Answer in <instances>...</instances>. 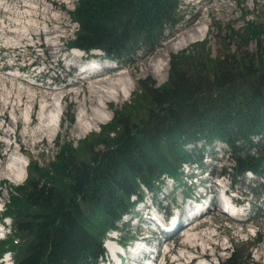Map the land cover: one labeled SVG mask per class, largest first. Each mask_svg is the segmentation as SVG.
Instances as JSON below:
<instances>
[{"label": "trees", "instance_id": "obj_1", "mask_svg": "<svg viewBox=\"0 0 264 264\" xmlns=\"http://www.w3.org/2000/svg\"><path fill=\"white\" fill-rule=\"evenodd\" d=\"M179 5L180 0H75L68 14L77 27L68 45L117 60L150 51L178 22ZM263 28L246 21L241 30L225 29L227 43L214 57L205 40L200 50L194 45L169 56L162 85L149 77L138 80L134 104L112 111L78 147L59 146L45 169L29 161L22 184L7 189L2 214L11 219L3 241L13 264H93L104 231L131 207L129 197H139L142 185L154 187L163 173L176 177L181 163L198 161L214 140L229 147L233 175L264 174ZM248 39L255 41V54L246 49ZM200 141V149L185 150ZM93 210L99 212L95 221L88 215ZM259 241L258 235L254 242ZM242 248L234 247L226 264L248 263Z\"/></svg>", "mask_w": 264, "mask_h": 264}, {"label": "rangeland", "instance_id": "obj_2", "mask_svg": "<svg viewBox=\"0 0 264 264\" xmlns=\"http://www.w3.org/2000/svg\"><path fill=\"white\" fill-rule=\"evenodd\" d=\"M36 4V6H33L32 14L34 17L39 15L37 10L40 12L41 11V17L43 19H46L47 14L44 13V11H47L49 14L47 17V22H44L43 25L47 24L50 36H46L45 38L40 37L34 38L33 41H31L29 38H26L22 42V49L15 50L13 48L9 49L8 44L10 43L11 46L12 44H15L16 34L12 33L14 31V28H19L21 29V26L25 25V23L20 26L17 24V22H14L15 19L21 18L25 13L24 12H19L24 10V9H29L27 7H24V3L21 2V0H7V4H4L3 7L5 10H0V20L4 19H11V22H7L8 27L5 31V33L2 35L1 30H0V118H3L5 128L0 129V140H4V133L6 130L9 129V131H13L9 127L10 123L11 126L14 125L11 122V119L13 117H16L17 120L20 118V113H21V108L15 110V113L11 112L12 106H8L4 109L2 105V98L5 96L6 92L5 90H1V86L6 85L5 88L6 90H10L13 95V97L16 96L15 88H18L20 86L19 81H14L11 78H9L7 75H5L8 71H4V69H7V66H11V64H14L16 67H22L28 65L29 62H34L36 65V70L33 71L34 69H30L29 72L32 74L30 76L36 75L37 73L39 74V78L45 77H56L58 81H62L64 79V68L61 69L62 63H58L55 65V60L56 58H53L57 49H63V46L65 43H68L74 38V31L76 30V24L71 21V18L69 16V12L73 9V4L75 0H33ZM199 1V4L197 3ZM30 2V1H29ZM9 4V5H8ZM13 8L14 12L9 11L11 8ZM1 7V8H3ZM36 7V8H35ZM15 8H18V10ZM23 8V9H22ZM8 10V11H6ZM30 10V11H31ZM44 10V11H43ZM18 11V12H17ZM15 13V14H14ZM17 13V14H16ZM22 14V15H21ZM14 16V17H12ZM193 16L196 20V23H202L204 22L201 27L203 29V34L200 36L199 39L195 40L194 42H191L188 44L186 47L176 51V52H169L164 56V60L159 61L157 58V61L155 62V66L159 70V74L155 75L154 73H144L142 72V68L152 59V57L156 56L159 49L163 47L166 41H168L170 38H172L174 35L178 33L179 27H181L182 22L185 19L190 18ZM33 20L35 25L38 27L42 26L41 20L38 22ZM246 21H252L253 23H264V0H219L215 3L211 2L210 0H180V5H179V20L178 22L169 30H167L163 38L156 44L152 50L150 51H138L136 54L127 57L125 59L119 60L121 62L122 69L121 72H123V80H121L123 86H121L120 92H122V95L118 98L113 96L112 94L114 93L113 91L110 92L111 94V102L108 104V107L105 106L104 104H99L96 102L97 105L95 106H90L88 103L87 105L84 106V109L87 108L88 112L90 111V114L87 113L85 115V119L87 121H83L84 125L82 127L80 121L76 122V118L79 114L84 113L82 109H80L81 102L80 100L83 99V95L79 99L72 98V97H66L64 101L61 102V107H62V114L60 115V123H59V128L55 133H52L50 135H47L48 137H45L44 141L42 144H39L35 147L37 151H39V155H33L34 149L32 146H23L24 150L28 152L29 157H26L23 155L22 157H25L27 161H32V162H37L38 166L42 169L48 168V163L51 162L55 155L57 154L59 150V146H63L65 143H72L78 147V143L81 142L85 137L91 136L93 133L98 132L99 126H101L104 123H107L109 119L112 116V111H122L124 110L126 104H134V92L136 89V83L138 80L141 79H146L150 78L155 86H160L166 81V74H167V68H168V57L171 55H175L177 53H180L182 51H191L192 46L198 45L197 49L200 50L201 46L200 44L205 40L206 46L208 47V50L211 54L212 57L216 56L217 53L219 52V46L226 44V40H223V32L225 29H231L233 31H238L241 30L242 28L245 27V22ZM19 27H17V25ZM16 25V27H15ZM199 27V26H198ZM18 29V30H19ZM204 30H206L204 32ZM216 30L221 31L220 37L216 38L214 35ZM57 36H61V40L58 39ZM53 37V38H51ZM48 38V39H47ZM51 38V39H50ZM51 40V42L49 41ZM60 41L59 44L56 41ZM261 40L264 42V28H263V35L261 36ZM33 43H37L36 45H33ZM40 43L43 45L42 48L39 50L37 45L40 46ZM50 43H56L58 44V48H48V44ZM234 44H239V41H237ZM232 44V45H234ZM31 45L33 47H31ZM234 47V46H233ZM247 51L255 54L256 52V44L254 39H248V44L246 47ZM55 52V53H54ZM159 62L162 66H158ZM165 65V66H164ZM42 68V69H41ZM162 68V69H161ZM42 71V72H41ZM161 71V72H160ZM42 73V74H40ZM44 75V76H43ZM11 83H13L11 85ZM18 85H17V84ZM125 83V84H124ZM47 80L43 81L42 85L43 87L46 88ZM23 89L26 91L28 90H33L36 92H44L46 93L47 91L41 88H32L30 86H26L25 84L21 85ZM66 86V83H63L60 87L64 88ZM28 88V89H27ZM82 89V88H81ZM7 90V91H8ZM110 90V89H109ZM108 90V91H109ZM80 102V103H79ZM38 103V98L35 100L32 108L35 110L31 116V126L30 127H35L37 123V119L34 120L33 117H35V113L37 110V104ZM11 107V108H10ZM100 108L102 111H104L103 117L100 121L97 123H94L92 126L88 125L89 120L91 118H95L94 116V109L95 108ZM109 108V109H108ZM86 111V110H85ZM83 112V113H82ZM12 114V115H11ZM93 115V116H92ZM97 115L99 113L97 112ZM96 115V116H97ZM71 116V121L69 120V117ZM80 117V116H79ZM91 117V118H90ZM21 120H18L17 126V134L15 136V139L18 141L20 140L22 142L21 138V133H22V122ZM9 122V123H8ZM86 122V123H85ZM77 124L78 127L82 128L81 134H74L72 132L73 127ZM0 125H1V120H0ZM86 128V129H85ZM76 135V136H75ZM43 137V135H41ZM38 139H32L30 141V144L32 142L37 141ZM49 140V141H48ZM7 144V143H6ZM202 142L199 143L197 146H201ZM18 145L17 143L15 146L10 150L11 152L16 150ZM197 148V147H196ZM210 147L209 145L205 147L203 156H209L210 152ZM185 149L192 151L191 146L185 147ZM6 152V146H4V143H0V166L1 163L8 157H4L3 153ZM82 149H79L76 152V155L78 157H82ZM213 155L218 159L221 158V155L213 153ZM217 155V156H216ZM227 156V155H226ZM226 156L221 158L220 164H218V169L222 171V168H225V172L229 173L230 172V165L227 162H225ZM21 157V156H20ZM21 157V158H22ZM224 160V161H223ZM222 165V166H220ZM29 173L31 175L36 174L34 170L30 169ZM230 176H225L223 183L230 185V188L236 191H246L247 190V185L250 184L248 180H244L243 177L239 179L235 185H232L230 183ZM22 184V183H20ZM19 184V185H20ZM10 186H15L14 184L8 182L7 180H1L0 181V203H7L8 201V194H7V189ZM261 189V188H260ZM260 189H256V192H260ZM167 191V189L165 188ZM164 190V191H165ZM165 191V192H166ZM179 190L176 191V198L179 200L178 196ZM164 195V193H162ZM253 194V192H252ZM257 193L256 195H258ZM256 195L253 197L252 195H245L244 198L247 199L248 204L250 206L252 205L253 202L256 201ZM162 195L160 194L157 198H160ZM173 195H170L168 197L169 200L167 202H163V205L165 203H171L172 202V197ZM241 196V195H240ZM243 197V196H241ZM157 203H159L157 201ZM262 205V203H259ZM217 214V215H216ZM219 212H212L209 216H207L205 219L201 220L198 225L193 228V231H191L194 235L191 237H185L184 235H180L177 238L174 239V243L177 245L176 249V255L178 256L179 254L183 253L184 257L183 259L185 261H188L189 259L191 260V264H197L199 261H204L207 260L206 262L208 264H215L218 260L219 264H226V258L231 253V248L234 247H240L242 248V253L244 254L247 252L249 254V262L248 263H243V264H250V263H255L259 264L261 262H264V217L262 218L261 216L258 217L257 219L253 220L252 223L246 222L243 224H238L235 222H230L226 220L225 217L219 215ZM89 218L92 221H95L97 217L99 216L98 210H93L89 214ZM4 215H1V217ZM219 216L221 218H219ZM213 218V219H212ZM7 220V219H5ZM208 224V222H210ZM224 221V222H223ZM226 222V223H225ZM201 228V229H200ZM204 228V229H202ZM210 229V230H209ZM252 230L257 231L258 234L260 235V241L258 243L254 242L253 238V233ZM204 230V231H203ZM207 230V232H206ZM195 231V233H194ZM201 231V232H200ZM242 231V232H241ZM5 232L8 233L7 229H5ZM206 233V234H205ZM252 233V234H251ZM198 234V236H197ZM201 237V238H200ZM199 238V239H198ZM192 239V240H191ZM224 240H228L230 243L231 241V247H227L226 243ZM184 243V244H183ZM7 246V242L1 241L0 242V250H4L5 247ZM223 248H227L225 250H222ZM185 249V250H184ZM215 253L217 256L220 258H213L211 257H206L210 253ZM222 254V255H221ZM194 257V258H192ZM176 258V257H175ZM192 258V259H191ZM180 259V258H178ZM181 260V259H180ZM180 264V262L176 263Z\"/></svg>", "mask_w": 264, "mask_h": 264}, {"label": "bare ground", "instance_id": "obj_3", "mask_svg": "<svg viewBox=\"0 0 264 264\" xmlns=\"http://www.w3.org/2000/svg\"><path fill=\"white\" fill-rule=\"evenodd\" d=\"M210 1L215 3V2H217L219 0H210ZM21 2L24 3V7L30 8V10L33 8V6H36V4H35V2L33 0H21ZM4 4H7V0H0V10H3V11L5 10V8L3 7ZM1 7H3V8H1ZM16 9L18 10V8H15V10ZM30 10L29 9H24L22 11L19 10V12H24L25 13V11H26V13L23 16H21L20 19L19 18L15 19L14 22H17V24L19 26H20V24L22 25V23L23 24L25 23V25L21 26V29H19L20 27L16 24L17 27H19V28H16V29L14 28V31L12 33L16 34V38L17 39L15 40V44H12L13 46L10 45L8 47L9 49H11V48H13L15 50L22 49V47H23L22 46V42L26 38H29L31 41H33L35 37L40 39V37L45 38L48 35L50 36V34H48L49 29H48L47 24L43 25L44 22H47V17H49L48 16L49 14L47 13V11L43 10L44 13L47 14L46 19H43L41 17V15H40L41 11L39 12L37 10L39 15L38 16L36 15L34 17L30 13L32 12V10H35V9H32L31 11ZM6 11H8V10H6ZM9 11H12V13L14 12L13 8H11ZM9 11H8V13H9ZM12 17H14V16H12ZM34 18H35V20L37 22L39 20H41L43 29L41 28V26L37 27L35 25V23L33 22ZM11 21L12 20L10 18L9 19L8 18L4 19L3 21L0 20V30H1V34L2 35L5 33V31H7L6 30L7 28H10V26L8 27L7 24L9 22H11ZM203 24H205V23L204 22L196 23V20H195V18L193 16H191L188 19H185L182 22L181 27H179L178 33L176 35H174L172 38H170L168 41L165 42L163 47L159 49L157 55L152 57V59L142 68V72H144V73H154L155 75H158L159 74V70L155 66V62L157 61V59L159 61H162V60H164V56L167 53L176 52V51L186 47L191 42H194L195 40L199 39L200 36H202V34H203V29L201 27ZM16 25H15V27H16ZM205 31L206 30H204V32ZM57 37H58L59 40H61V38H60L61 36H57ZM51 38H53V37H51ZM50 39H49V41L51 42ZM56 42L59 44L60 41L57 40ZM36 44L37 43H33V45H36ZM42 44L40 43L41 47L43 46ZM58 44L50 43V44H48V48H58V46H59ZM31 47H33V46L31 45ZM59 50H60V48L57 49L56 53L54 52L55 55H54L53 58L57 57V54H58ZM69 56L70 55L68 54L66 57L68 58ZM155 58H157V59H155ZM160 63H162V62H159L158 66L161 67L162 65ZM123 79H124L123 78V74L121 72L112 73V75H110L109 77H103L102 75H97V74L93 73V75L89 78L88 82H83L82 84H78V83L77 84H71V85L65 86L64 88H60V89H57V90H52V92L57 91L54 94H52L53 95V99H54V102H52V103H49L47 101H43L42 100L44 98V94L42 92H36V91H33L32 89L26 91L21 86L23 84L18 86V88L14 89L15 92H17L15 97H13V95L15 93L12 94L11 89L10 90L7 89L8 90L7 91L6 88H5L6 85H4V86L2 85L1 86V90H5V92H6L5 96L2 98V105H3L4 109L8 105L12 106L11 112L14 114L15 110L19 109V107H20L21 108V110H20L21 111V113H20L21 115H20V118H18V120H22L23 121L22 122L23 126H22V133L20 134L21 138H22V142L20 140L17 141L15 139V136L17 134V126H16V124H18V120L16 118L17 116L13 117L11 119V122L14 125L11 126V123L9 125V127L11 129H13L14 126H15L16 127L15 131H14V129H13V131H9V129L6 130V132L4 133V138L5 139L2 140V141L0 140V143H4L5 145L10 146V144H9L10 142L9 141L11 140V135L14 133V139H15L14 142L17 143L18 149H19L17 151H12L11 154L8 156V158H6L1 163V166H0V181L5 179V180H7L8 182H10V183H12L14 185H19L20 183H22L24 181V179L26 177V168H25V166H26L27 159L25 157L21 158L20 156L25 155L26 157H29V154H28L27 151L24 150L23 146H27V145L28 146H32V148L34 149L33 155H39L40 152L37 151L35 149V147L37 145H39V144H42L44 139H45V137H48L47 135H49V133L51 135L52 133H55L57 131L56 123L58 122V120L56 118H57V115L59 113H61V111H62V107H61L60 101L57 102L59 99L62 102V101H64V99L66 97L70 96L72 98L79 99L81 97V95H83V99L81 97L82 100H80V101H82L81 105H80V107H81L80 109H82V111H84V113L82 112L83 115L79 114L77 116V118H76V122L81 120L80 123H81V125L83 127V126L86 125V124L84 125L83 121H87V119H88V118L85 119V115H87V113L90 114V111L88 112L89 109L88 110H87V108L84 109V106L87 105V103L90 106H95V105H97L96 102H98L99 104H104L105 106L108 107V104L112 100L111 99V94H110L111 91L114 92L112 95L115 96V97L119 98L122 95V92H120V90H121V86H123V85H121L122 84L121 80H123ZM12 84L13 83H11V85ZM18 84H20V82ZM38 88L44 89L47 92L49 90V89H47V88H45L43 86L42 87H38ZM37 98L41 99L40 102H42V106H41V109H40V114H39L36 126L35 127H30L31 123L27 121L26 110L28 109L29 106H33V104H34V102H35V100ZM8 109H9V106H8ZM97 112L99 113V115H97ZM94 114H96L97 116L95 115L94 116L95 118H91L90 117L91 120H89V122H87V123H89L88 124L89 126L90 125L92 126L94 123H97L98 121H100L102 119V117H103L104 111H102V109H100L98 107V108L94 109ZM3 128H5V126L0 125V129H3ZM81 131H82V128L78 127L77 124L72 129V132H74V134H78V135L81 134ZM41 135H43V137ZM34 138L38 139V140L35 141V142H32L30 144V141L32 139H34ZM6 140L8 141V143H7ZM20 153H21V155H20ZM226 165H229V164H226ZM220 166H222V165H220ZM219 169H220V167H219ZM190 210L192 211V208ZM220 216H219V218H221ZM239 216H241V215H239ZM209 223H211V221L208 222V224ZM172 226H174V224ZM202 229H204V228H202ZM191 231H193V229L188 230V232L186 233V236L185 235L184 236L186 238L187 237L188 238L191 237L193 235V233ZM0 232H1V229H0ZM206 232H207V230H206ZM194 233H195V231H194ZM197 236H198V234H197ZM193 237H194V235H193ZM106 248H107L108 251H110V253H112L113 251H118L119 250L116 246H114L112 244V242L110 240L107 241ZM138 248H135L136 252L138 253L137 255H139V253H140V251H138L139 250ZM177 257L182 259L184 257V254L181 253ZM173 259L175 260V258H173ZM3 262H4V264H10V260H9L7 255L4 256ZM197 264H205V263L199 261Z\"/></svg>", "mask_w": 264, "mask_h": 264}]
</instances>
